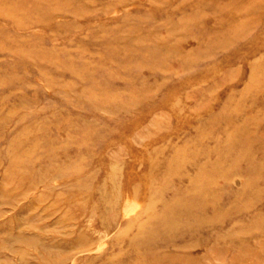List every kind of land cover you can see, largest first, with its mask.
I'll list each match as a JSON object with an SVG mask.
<instances>
[{
    "label": "rangeland",
    "instance_id": "obj_1",
    "mask_svg": "<svg viewBox=\"0 0 264 264\" xmlns=\"http://www.w3.org/2000/svg\"><path fill=\"white\" fill-rule=\"evenodd\" d=\"M191 181L219 222L144 264H264V0H0V264H111Z\"/></svg>",
    "mask_w": 264,
    "mask_h": 264
},
{
    "label": "bare ground",
    "instance_id": "obj_2",
    "mask_svg": "<svg viewBox=\"0 0 264 264\" xmlns=\"http://www.w3.org/2000/svg\"><path fill=\"white\" fill-rule=\"evenodd\" d=\"M191 182L190 188L172 191L168 199L164 197L165 189H159V195L148 190L145 203L133 216H129V222L125 225V231L132 227L136 229L128 240L126 250L135 255V260L131 264H144L147 261L144 255L156 245L154 243H167L171 239L166 236L167 231L177 227L179 221L186 220V222H193L197 225L203 223L214 225L219 222L216 214L220 213H215L218 209L217 205L221 203L220 194L216 193L219 192L218 188L198 184L195 181ZM241 209H247L246 205ZM211 210L214 212H210ZM228 212L226 211L225 215ZM123 234L119 235L117 240H120ZM219 235L224 237L222 234H215L217 241L221 239ZM126 251L120 248L118 255L111 260V264H126L122 260Z\"/></svg>",
    "mask_w": 264,
    "mask_h": 264
}]
</instances>
